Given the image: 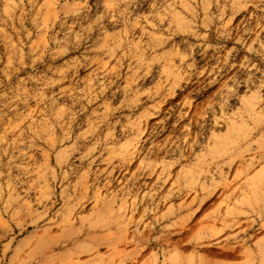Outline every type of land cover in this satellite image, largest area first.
<instances>
[{
	"label": "rangeland",
	"instance_id": "374dc122",
	"mask_svg": "<svg viewBox=\"0 0 264 264\" xmlns=\"http://www.w3.org/2000/svg\"><path fill=\"white\" fill-rule=\"evenodd\" d=\"M0 264H264V0H0Z\"/></svg>",
	"mask_w": 264,
	"mask_h": 264
}]
</instances>
